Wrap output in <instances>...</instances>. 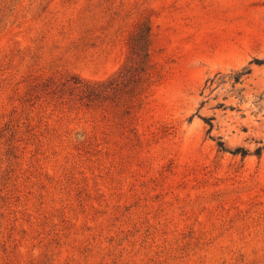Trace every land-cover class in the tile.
I'll return each mask as SVG.
<instances>
[{
    "label": "rangeland",
    "instance_id": "1",
    "mask_svg": "<svg viewBox=\"0 0 264 264\" xmlns=\"http://www.w3.org/2000/svg\"><path fill=\"white\" fill-rule=\"evenodd\" d=\"M258 146L264 0H0V264H264Z\"/></svg>",
    "mask_w": 264,
    "mask_h": 264
},
{
    "label": "trees",
    "instance_id": "2",
    "mask_svg": "<svg viewBox=\"0 0 264 264\" xmlns=\"http://www.w3.org/2000/svg\"><path fill=\"white\" fill-rule=\"evenodd\" d=\"M147 56H148L147 53H145L143 55V59L141 60V64H140V65H142L140 72H142L143 75L145 74V69L149 66ZM262 63H263V61H256V64H262ZM249 72H250L249 68H243L242 70H240L238 72L232 71V72L228 73L227 75L222 76V78H220V81L217 84V86L223 85L225 83H229L231 85V87H234V84L241 82L240 77L243 74H247ZM225 76L228 77L227 80H223V78ZM144 81L145 80L143 77L139 76L137 78L136 87L134 88L135 90H137V92H140L142 90L143 85H144ZM51 84H55V82L51 81ZM64 84H68L72 90L76 89L79 93L82 94V97L87 98L88 100H94L98 96L99 91H100L99 87L101 85V83L98 81H91L90 82V81H83L80 79H75V81H73L72 83H69V81L66 80L64 82ZM136 94H138V93H136ZM218 106H221V105H218ZM216 146L218 148H220L221 150H228V149H226L224 143L221 140L216 141ZM262 149H264V146H260V147L258 146L253 150L252 154L259 156L262 152ZM229 152H231L233 154H240L241 156L250 154L248 150L243 149V148H235L234 150L229 151Z\"/></svg>",
    "mask_w": 264,
    "mask_h": 264
}]
</instances>
